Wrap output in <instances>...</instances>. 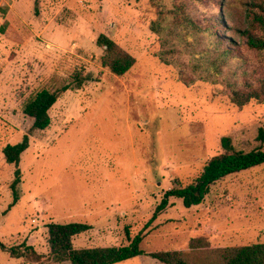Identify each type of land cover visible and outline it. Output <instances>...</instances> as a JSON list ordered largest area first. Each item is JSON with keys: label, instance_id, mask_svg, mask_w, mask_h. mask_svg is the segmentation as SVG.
Instances as JSON below:
<instances>
[{"label": "rangeland", "instance_id": "374dc122", "mask_svg": "<svg viewBox=\"0 0 264 264\" xmlns=\"http://www.w3.org/2000/svg\"><path fill=\"white\" fill-rule=\"evenodd\" d=\"M221 1L197 2L190 14L208 23L224 7L228 28L248 26L250 0ZM173 4L181 5L0 0V27L8 22L24 40L19 45L0 34V241L8 248L25 243L49 254L52 222L92 226L74 238L76 248L128 245L140 234L147 252L180 250L206 259L215 249L264 243V164L217 182L201 204L185 207L170 196L160 208L167 192L192 184L224 152V137L237 150L264 147V103L233 105L225 86L232 72L216 77L200 66L207 63L200 52L209 44L207 33L181 28ZM222 28L220 34L240 42L238 54L264 72V56ZM101 34L136 58L126 75L103 66ZM185 36L196 45L204 38L203 44L188 50ZM76 73L87 76L83 87L59 98L48 129L30 131L27 98L71 82ZM25 134L30 146L15 189L16 166L3 148ZM15 192L18 201L10 207ZM0 264L36 263L0 249ZM118 264L163 263L142 255Z\"/></svg>", "mask_w": 264, "mask_h": 264}, {"label": "trees", "instance_id": "16d2710c", "mask_svg": "<svg viewBox=\"0 0 264 264\" xmlns=\"http://www.w3.org/2000/svg\"><path fill=\"white\" fill-rule=\"evenodd\" d=\"M205 1L180 0L181 5L173 4L174 8H177L173 10L176 17L179 13L181 14L177 17L181 28L189 29L192 27L193 30L197 29L200 34L207 33L209 44L206 48L200 49L201 55L207 58V63H200V66L206 67L216 77L232 72V76L228 78L225 86L231 91L229 99L233 105L243 108L251 102L264 103V72L258 65H251L248 55L238 54L235 50V47L240 43L238 40L227 38L224 31L220 34L222 27L227 28L225 32L232 30L238 32L240 37L245 39L247 50L263 57L264 0L248 1L245 14L248 26L234 28L230 26L228 28V21L224 16L229 17V15L224 7L222 14L208 18V23L193 17L189 11L190 6L193 4L196 6L197 2L204 4ZM208 1H218V3L224 4L221 0ZM176 24L178 25V23ZM0 34L16 44H24V40L17 29L8 22L1 25ZM203 39H198L196 45L190 42L188 36H185L183 43L188 47V50L194 51L199 47V43L200 45L203 44ZM97 44L104 49L103 66L109 68L113 74L124 76L135 65L136 58L109 36L101 34L97 39ZM181 72L183 75L184 71L181 70ZM86 80H88L87 76L76 73L71 82L55 89L43 88L27 98L23 105V111L34 120L30 131L48 129L52 124L50 111L59 98L69 90L74 91L82 88ZM210 81L216 84L218 78ZM260 137L264 139V131H261ZM29 146L30 136L25 134L21 142L7 144L3 148L6 161L16 166V179L12 183V187L15 189L21 182L19 166L22 155ZM222 147L224 152L212 157L205 165L201 175L192 184L167 192L166 199L160 208L165 207L170 196L181 198L185 207L201 204L211 187L217 182L230 175L264 164V147H258L251 151L237 150L232 144L231 137L222 139ZM17 201L18 194L15 192L14 202L10 204V207L15 205ZM90 229L92 226L83 222L50 223L48 225L49 254L39 253L33 246L25 243L21 246L8 248L6 244L0 241V249L9 252L18 259L25 258L36 264L62 262L71 264H118L142 255L151 256L163 264H264V243L215 249L209 252L206 259L205 257L202 259L195 258L180 250L147 252L141 246L144 238L140 234L131 239V243L128 245L76 248L74 238L87 233ZM204 243L207 246V242L204 241Z\"/></svg>", "mask_w": 264, "mask_h": 264}, {"label": "crops", "instance_id": "0c3cea01", "mask_svg": "<svg viewBox=\"0 0 264 264\" xmlns=\"http://www.w3.org/2000/svg\"><path fill=\"white\" fill-rule=\"evenodd\" d=\"M5 157V156H4ZM137 258V257H136ZM135 259V258H134ZM64 262H62V263H56V264H63ZM71 264V263H70Z\"/></svg>", "mask_w": 264, "mask_h": 264}]
</instances>
